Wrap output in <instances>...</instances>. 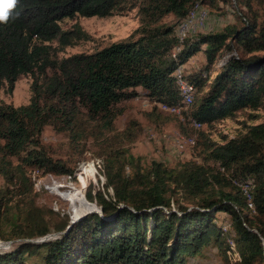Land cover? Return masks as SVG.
Segmentation results:
<instances>
[{"label":"trees","instance_id":"obj_1","mask_svg":"<svg viewBox=\"0 0 264 264\" xmlns=\"http://www.w3.org/2000/svg\"><path fill=\"white\" fill-rule=\"evenodd\" d=\"M127 1L17 0L7 9V22H0V87L6 82L10 88L20 74L32 76L26 103L0 101V239L9 240V248L0 249V264H23L36 252L42 264H188L210 246L228 264H264V119L242 123L244 130L231 137L221 133L217 140L199 131L193 144L201 161L172 166L156 159L142 164L125 145L135 138L136 123L121 130L113 124L118 103L138 95L137 86L150 101L179 104L172 72L198 50L207 65L222 49L239 53L212 76L202 70L186 76L197 91L206 86L194 91L186 118L210 125L263 106L264 0H236L242 7L234 11L237 25L180 41L174 26L195 1L216 7L232 0ZM132 7L138 24L126 37L57 56L88 37L77 22L62 27L63 19ZM167 14L174 21L165 22ZM45 125L80 149L88 139L102 146L94 151L102 162L96 184L85 195L81 176L80 191L103 216L90 212L65 232L68 214L38 203L33 189V170L76 179L73 168L47 153L40 139ZM95 170L83 166L81 174L94 176ZM238 183L248 185L249 197ZM217 212L230 220L238 262L227 259Z\"/></svg>","mask_w":264,"mask_h":264},{"label":"rangeland","instance_id":"obj_2","mask_svg":"<svg viewBox=\"0 0 264 264\" xmlns=\"http://www.w3.org/2000/svg\"><path fill=\"white\" fill-rule=\"evenodd\" d=\"M134 2L133 0L127 3ZM239 1L232 3L221 2L217 3L216 7H209L202 3V6L207 12L205 25L198 28L191 35L186 34L189 40L201 32L216 31L222 29L227 24L237 25L238 21L234 16V11L242 9ZM181 19V18H180ZM179 19V20H180ZM165 22H172L174 18L167 14L163 17ZM178 20V21H179ZM72 22H77L81 29L84 30L88 37L80 39L71 45L65 46L57 52V56L67 55L75 52H89L107 42L115 39L126 37L130 31L138 24L136 7L127 8L118 13L108 16H80L77 15L72 19H63L61 26L65 27ZM176 25V24H175ZM200 47H203L201 45ZM226 49H222L215 58L219 57ZM236 53H239L238 50ZM215 58L213 61H215ZM212 61V62H213ZM182 73L186 77L190 73H195L201 70L202 73H208L209 76L215 74L218 68H214L212 63L207 65L201 50L192 54L183 64ZM32 76L29 73L20 74L8 87L4 82L0 87V101L18 105L26 103L30 95V82ZM206 89V86L201 91L195 89V95L200 94ZM138 95L122 100L118 103L120 113L114 119V129L121 130L133 122L136 123V135L132 141L127 142L129 151L137 155L142 164H147L151 159L161 160L168 166L174 165L177 161L183 159H193L201 161V157L197 154V147L187 142L188 136L198 137V132L203 131L212 139H220L221 133L231 137L236 133L244 130L242 123H256L264 119V105L258 109H242L238 110L234 116L217 120L210 125H202L198 128L190 124V119L184 116V111L190 104L184 105L179 102L177 112L169 111L160 107V103L150 101L143 94V89L136 87ZM152 105H156V109L150 111ZM257 115L254 118L251 115ZM40 139L46 147L47 153L52 158H59L65 164L75 170L76 179L71 178L68 174H54L46 172L41 174L39 171L33 170V189L37 191L36 201L44 203L54 210H60L72 217L68 203L62 199L59 194L62 191H68L76 188L82 191L83 182L80 177H84L86 186L84 188L85 195L89 185H95L97 180V164H101V158L94 151L101 150V145L96 141L88 139L86 147L80 149L79 146L65 135L64 132L55 131L50 125H45L40 133ZM84 167L94 166L95 175L81 174ZM53 184H59L56 190L52 189ZM1 186V178H0ZM61 186V187H60ZM248 186V185H247ZM89 202V201H88ZM95 204L93 202H90ZM96 205V204H95ZM99 209V207L95 206ZM103 216L102 214H99ZM223 217L220 212L216 213V219ZM79 220V219H78ZM77 221V220H76ZM75 222V221H74ZM0 243L7 240H1ZM0 245V249H8ZM23 264H42L41 255L39 252L26 256ZM188 264H228L222 253L217 252L214 246L205 248L201 254H198L194 259H190Z\"/></svg>","mask_w":264,"mask_h":264},{"label":"built area","instance_id":"obj_3","mask_svg":"<svg viewBox=\"0 0 264 264\" xmlns=\"http://www.w3.org/2000/svg\"><path fill=\"white\" fill-rule=\"evenodd\" d=\"M206 17H207V12L205 8L202 6L200 2L195 1L192 7L190 8V10L188 11V13L184 17H182L174 26V32L178 40L180 41L183 37L186 36V34L191 35L192 33L195 32L196 29L202 28L205 25ZM179 48H180L179 45L175 46L173 48V52L177 51ZM232 55L235 57L237 56V53L234 49L224 51L219 57L215 58V61L212 62L213 67L220 68L226 62V60ZM182 71H183L182 64H179L173 70L172 75L174 77V82L180 93V101L184 105H188L193 99V93L195 91V87L193 83L184 76ZM179 104L166 105L160 103V107L169 111L177 112L179 109ZM190 124L195 128L202 126V123H200L199 121L193 118L190 119ZM187 142L189 144H192L194 142V137L188 136ZM238 185L243 190L245 195L249 197V194L247 192V184L238 183ZM247 204L248 206H250L251 202H247ZM216 221L218 222L220 229L225 233L224 245H225V253L228 261L230 263L238 262L240 260V255L235 245V241L233 238L234 232L230 226V220L227 217H219Z\"/></svg>","mask_w":264,"mask_h":264},{"label":"bare ground","instance_id":"obj_4","mask_svg":"<svg viewBox=\"0 0 264 264\" xmlns=\"http://www.w3.org/2000/svg\"><path fill=\"white\" fill-rule=\"evenodd\" d=\"M58 186L59 184H53L52 189L56 190ZM59 196L68 203L72 216H79L82 215L83 213H85L86 215L90 212L98 211V208L97 209L95 208L96 206L95 204L86 201V199L84 198V196L82 195L79 189L72 188L71 190L68 191H62L59 194ZM4 244H6V242L0 243L2 247H5Z\"/></svg>","mask_w":264,"mask_h":264},{"label":"water","instance_id":"obj_5","mask_svg":"<svg viewBox=\"0 0 264 264\" xmlns=\"http://www.w3.org/2000/svg\"><path fill=\"white\" fill-rule=\"evenodd\" d=\"M123 205H124L123 203H119V204H118V207L123 206ZM95 212H97L98 214H102L101 209H98V211H95ZM84 215H85V213H83L82 215H79V216H72V217H70V219H69V223L66 225L65 229L63 230V232H65V231L67 230V228L70 226L71 223H73L74 221L80 219V218L83 217ZM54 235H55V232H54V233L46 234V235H44V236H41V237H38V238H36V239H32V240H33V241H41V240H43V239H46V238L49 237V236H54ZM7 243H9V240L6 241V245H8ZM262 243H263V255H264V240L262 241Z\"/></svg>","mask_w":264,"mask_h":264},{"label":"clouds","instance_id":"obj_6","mask_svg":"<svg viewBox=\"0 0 264 264\" xmlns=\"http://www.w3.org/2000/svg\"><path fill=\"white\" fill-rule=\"evenodd\" d=\"M17 0H0V22H7V9L14 6Z\"/></svg>","mask_w":264,"mask_h":264}]
</instances>
